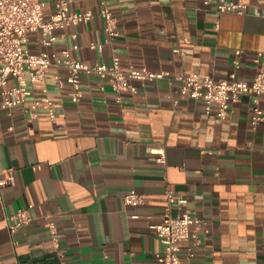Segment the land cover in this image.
<instances>
[{"label": "crops", "instance_id": "0c3cea01", "mask_svg": "<svg viewBox=\"0 0 264 264\" xmlns=\"http://www.w3.org/2000/svg\"><path fill=\"white\" fill-rule=\"evenodd\" d=\"M102 1L71 0L70 7L98 12ZM244 1L242 14H216L218 0H104L118 36L109 38L96 13L69 26L51 48L37 31L25 47H69L88 63H111L117 55L124 66L217 80L235 72L251 81L264 51V0ZM42 7L49 18L55 0H42ZM56 73L65 78L67 70L51 65L45 82L28 84L29 101H54V119L42 106L37 117L31 109L2 108L0 91V170L14 167L15 176L0 190V264H162L163 244L151 224L185 209L204 221L197 239L180 242L179 264H264V120L251 124L252 93L220 117L215 104L207 114L202 99L180 95L178 81L168 78L136 80V91H121L117 101L108 80L84 74L82 97L73 102ZM14 83L10 76L7 86ZM260 104L264 110V98ZM153 149H164L165 162ZM131 189L141 204L125 202ZM168 189L187 201L169 202ZM28 203L36 219L11 233L7 215ZM49 221L58 228V246Z\"/></svg>", "mask_w": 264, "mask_h": 264}, {"label": "built area", "instance_id": "2783aa9c", "mask_svg": "<svg viewBox=\"0 0 264 264\" xmlns=\"http://www.w3.org/2000/svg\"><path fill=\"white\" fill-rule=\"evenodd\" d=\"M71 0H55L56 11L46 18L44 15L42 0H0V91L5 95L2 108H20L25 111L31 109L33 116L37 117L36 109L44 107L50 117L54 119V101L48 96L29 101L31 82L43 83L46 80V69L51 66H62L67 70L63 78L59 73L54 75L57 86L63 87L66 83L70 86L69 96L73 102H78L82 97V75H97L101 81L108 80L116 92V100L120 101V93L123 90L136 91L134 81H151L160 78H168L178 81V92L193 99H202L207 114H212V106H217L214 115L226 117L229 114L230 104L240 99L244 93L254 95L253 111L250 117L252 126L255 128L264 120V110L260 100L264 98V51L258 52L257 61L260 67L251 81L237 79L235 72L230 74L231 80H217L211 75H201L197 72L192 74H171L168 70L151 71L146 67H137L132 64L124 66L117 55L112 57V62L101 60L88 63L73 57L71 48L64 47L60 52L55 49H47L40 53H32L25 43L29 40V33L37 31L40 34V42L51 48L58 38L67 36V28L82 22H87L98 13L105 21L104 29L109 38L119 35L117 30V18L113 11L105 4L100 3L98 12L92 9L74 10L70 7ZM210 0H204L208 3ZM247 3L244 0H218L215 13L224 12L244 13ZM219 22L216 20L215 26ZM59 29L60 33L55 31ZM75 36L74 34H71ZM102 43H91V48L102 49ZM77 48L78 44H74ZM176 52H182L181 48H174ZM240 54V50L236 51ZM236 67L239 60H235ZM13 77L15 83L7 86L8 78ZM29 101V103H28ZM152 153L158 154L155 158L165 162L164 149H153ZM0 190L6 185L15 182L14 167L0 170ZM169 202L178 201L185 203L187 199L182 195H175L171 189L167 190ZM0 193V201H1ZM127 204L137 206L143 202L142 195L131 189L124 195ZM33 203L17 208L6 217L7 226L11 233L20 226L30 224L36 219L33 212ZM204 220L185 209L176 214L168 211L158 223L151 224L160 238L163 247L157 252L162 264H179L180 242L188 240L191 236L197 239V230ZM51 240L58 246L60 236L58 228L53 221L48 223Z\"/></svg>", "mask_w": 264, "mask_h": 264}]
</instances>
